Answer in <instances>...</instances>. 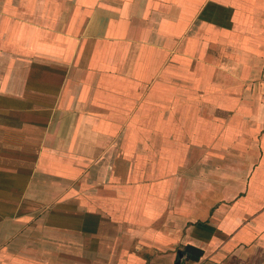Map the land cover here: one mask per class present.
<instances>
[{
    "label": "crops",
    "instance_id": "crops-1",
    "mask_svg": "<svg viewBox=\"0 0 264 264\" xmlns=\"http://www.w3.org/2000/svg\"><path fill=\"white\" fill-rule=\"evenodd\" d=\"M264 264V0H0V264Z\"/></svg>",
    "mask_w": 264,
    "mask_h": 264
},
{
    "label": "water",
    "instance_id": "water-1",
    "mask_svg": "<svg viewBox=\"0 0 264 264\" xmlns=\"http://www.w3.org/2000/svg\"><path fill=\"white\" fill-rule=\"evenodd\" d=\"M187 253H191V256H189L191 260H196L199 256L198 250L194 246L186 245L183 252H178V264L187 256Z\"/></svg>",
    "mask_w": 264,
    "mask_h": 264
}]
</instances>
